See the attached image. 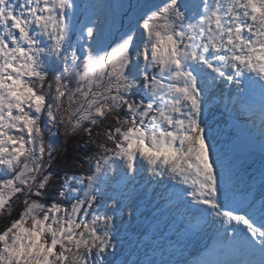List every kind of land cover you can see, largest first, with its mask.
I'll use <instances>...</instances> for the list:
<instances>
[{"label": "snow or ice", "instance_id": "obj_1", "mask_svg": "<svg viewBox=\"0 0 264 264\" xmlns=\"http://www.w3.org/2000/svg\"><path fill=\"white\" fill-rule=\"evenodd\" d=\"M225 88L264 140V0H0V264H181L116 259L158 227L137 177L213 232L188 264H264V160L257 200L208 122Z\"/></svg>", "mask_w": 264, "mask_h": 264}, {"label": "bare ground", "instance_id": "obj_2", "mask_svg": "<svg viewBox=\"0 0 264 264\" xmlns=\"http://www.w3.org/2000/svg\"><path fill=\"white\" fill-rule=\"evenodd\" d=\"M223 96L225 97V94H223ZM216 108L217 109H215V112L210 110V112L208 114V122L212 126V131H213V134L215 135V138H216V147H221V146L223 147V136L226 135V133H225V125H226L227 120H231V117L234 114H230V111L228 110V108L222 107L221 103L220 104L218 103V106H216ZM221 110H223V111H221ZM256 117L259 118V121H261L259 114ZM213 158H215V157H213ZM232 161L235 163L237 168L241 169L242 174H244L245 180H246L247 184L250 186L249 187L250 193H253V195H257L259 197V195H260L259 172H260V168H261V163L258 160L254 159V158L234 159ZM249 177H254V179L253 180H249L248 179ZM171 187H173L171 184H159L158 185L155 182H152L151 184L146 186V189H148V190L152 189L153 190L152 195H151V197L152 196L154 197L153 200H152V203H151V207H152L153 211H155V207H154L155 198L158 197V199H160V195L159 194H161V193L166 195V191H168ZM176 187L178 188L179 186H176ZM241 187L243 188L244 186L241 185ZM254 190H259V192H256ZM154 193L156 195H153ZM151 197H150V199H151ZM164 204L165 203L163 202L162 205H164ZM142 205L145 206L146 202L143 201ZM170 213H174L175 217L178 218V219L181 218V216H179L180 213H175V212H170ZM157 216L159 217L158 227L155 226L156 228H154V233L156 235H160L159 231L162 230V229L164 230L163 235L165 234V232H168V231L170 232L171 226L168 228V226H169L168 218H169L170 214H168L166 216L164 213L159 212L157 214ZM148 226H152V228H153V225H152L151 221H148ZM208 231L211 232V234H213V232L211 230H208ZM173 233L176 235V234H178V231H176V229H174ZM146 235L148 237V234H146ZM138 239L141 241L142 238H138ZM161 239L162 238H160V240ZM163 241H164L165 245H167L165 248L166 249L167 248L171 249L173 255H175V253H178V255L181 254V257L185 259V262H183V263L181 262V264H184V263L188 264L189 261H193V259H194L193 256H195V255L189 253V250L194 251L193 245H195L197 243V241H194L193 243H191L188 246L189 250L188 249L187 250L182 249L180 242L173 241L172 239H170V236H167V237L163 238ZM139 244H145V243H143L141 241ZM197 244L199 246L198 248L200 249V251H202L203 250L202 249L203 246L201 245L202 242H198ZM127 245L128 244L125 243L123 248H122V250H121V251H124L123 254L125 255L127 253L129 255V257L132 256L134 258V260H137L138 257L136 255V252L130 251ZM204 246L205 247L213 246L212 237L208 240V242ZM141 248H145V246L142 245ZM146 252H147L148 256H151L154 253V252H152L150 250V247H148L146 249ZM117 257H119V256H117ZM198 257H200L199 254H197V258Z\"/></svg>", "mask_w": 264, "mask_h": 264}, {"label": "rangeland", "instance_id": "obj_3", "mask_svg": "<svg viewBox=\"0 0 264 264\" xmlns=\"http://www.w3.org/2000/svg\"><path fill=\"white\" fill-rule=\"evenodd\" d=\"M81 2L83 3V2H87V0H81ZM99 2H101V3H108V4H112V5H116V4H118V3H120V0H99ZM118 10L117 9H115V8H113L112 10H110L109 11V15H111L113 12H117ZM227 91V89H224V92H226ZM219 100H221L220 99V96L218 95L217 96V99L216 100H214L213 101V104H212V106H211V109L210 110H212V111H214L215 112V109H217L216 108V105L218 104V102H219ZM149 185V183H146V181L145 180H142V179H140L139 177H137V182H136V192L137 193H144L145 195L144 196H142L141 197V199L139 200V201H137L138 202V204L140 205V207H141V210H143L144 209V207L145 206H143L142 204H143V201H145V202H147V201H151V203H152V200L153 199H150V193L151 192H149V190L148 189H146V186H148ZM169 187V186H168ZM167 187V188H168ZM166 188V187H165ZM255 191H257V192H259V190H255ZM166 193L168 194L169 193V190L168 191H166ZM157 204H159V205H161L162 206V204H163V201L162 200H158V198L157 199H155V201H154V207L157 205ZM183 209H184V205H181V212H183ZM162 211V208H161V210H160V212ZM192 212L193 213H195L196 212V210H195V208H193L192 209ZM158 220H159V217L157 216V224H158ZM169 220H170V222H169V224H173V222H172V215L169 217ZM165 221V220H164ZM140 223H142L143 225H144V227L145 228H148V227H150V226H148V221H145L144 220V218H141V221H140ZM147 223V224H146ZM154 228H156L155 226H153V230L152 231H149L147 234H148V238L150 239V241H144L143 240V238L141 239V241L143 242V243H148L150 246V250L153 252V250L152 249H154V243H158V240H160V239H158L159 237H157L158 235H154L153 236V233H154ZM162 229V228H161ZM160 232V236L161 237H163V232H164V230L162 229V230H160L159 231ZM211 236V233L209 232V233H207L204 237H202L199 241H197V243L198 242H202V244L201 245H206V243L208 242V239H209V237ZM121 238H124V232L122 231L121 232ZM195 244V245H193V248H194V251H192V250H189V253H191V254H194L195 256H193L194 257V259H195V257H196V255H197V252L196 251H198V244ZM128 244V243H127ZM128 246V248H129V250L130 251H134V252H136V255H137V259H140V260H143L144 259V257H145V254H141V250H140V248L142 247V245L141 244H139V243H131V244H128L127 245ZM157 246H159V245H157ZM163 246V250L165 249V247L167 246H165V245H162ZM204 247V246H203ZM127 248V249H128ZM124 253V251H121V254L119 255V257H117L116 259L119 261L120 259H124V258H127L129 261H134L133 259V257L131 256V257H129V255L126 253L125 255L123 254ZM193 259V260H194ZM180 262H185V259L184 258H182V261H180ZM184 264H186V263H184Z\"/></svg>", "mask_w": 264, "mask_h": 264}, {"label": "trees", "instance_id": "obj_4", "mask_svg": "<svg viewBox=\"0 0 264 264\" xmlns=\"http://www.w3.org/2000/svg\"><path fill=\"white\" fill-rule=\"evenodd\" d=\"M70 147H71V145H70Z\"/></svg>", "mask_w": 264, "mask_h": 264}]
</instances>
